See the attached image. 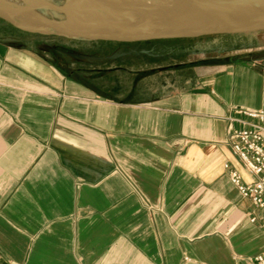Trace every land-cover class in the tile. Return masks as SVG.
I'll return each mask as SVG.
<instances>
[{
  "label": "crops",
  "instance_id": "1",
  "mask_svg": "<svg viewBox=\"0 0 264 264\" xmlns=\"http://www.w3.org/2000/svg\"><path fill=\"white\" fill-rule=\"evenodd\" d=\"M30 35L0 19V263L252 264L229 134L264 108V54L103 67Z\"/></svg>",
  "mask_w": 264,
  "mask_h": 264
},
{
  "label": "rangeland",
  "instance_id": "2",
  "mask_svg": "<svg viewBox=\"0 0 264 264\" xmlns=\"http://www.w3.org/2000/svg\"><path fill=\"white\" fill-rule=\"evenodd\" d=\"M0 1L4 5L9 4L17 7L29 5L27 10L33 9L46 18L62 21L76 30L101 36L123 38L105 42L102 40L107 39L82 37L63 30L22 27L25 32L31 34L30 36L68 42V49H70L72 39H81L84 44V60L88 64L93 62V65L98 64L103 67L118 63L123 64L128 61L125 57L130 56V60L135 63L152 61L154 66L161 64V62H166L170 64L169 66L181 62L203 65L227 63L264 54V28L228 31L202 30L166 36L137 34L126 36L122 33L125 25L129 23L127 16L132 14L134 17L131 8H111L109 12L95 0H41L40 4H34V8H31V0ZM126 1L136 5L134 13L139 17L149 16V14H140L146 9L142 4L137 3L138 0ZM155 1L158 2L159 0H154L151 4H155ZM0 19L5 24H12L1 15ZM107 55L110 56L107 57ZM74 56V50L68 52L70 60L72 58L74 60ZM158 69H161L160 65L156 68V70Z\"/></svg>",
  "mask_w": 264,
  "mask_h": 264
},
{
  "label": "bare ground",
  "instance_id": "3",
  "mask_svg": "<svg viewBox=\"0 0 264 264\" xmlns=\"http://www.w3.org/2000/svg\"><path fill=\"white\" fill-rule=\"evenodd\" d=\"M154 0H138V4H142L146 9L140 14H149V16L139 17L134 13L136 5L126 0H95L96 3L103 6L107 11L111 8H131L133 14H128L129 23L125 25L122 35H169L181 34L197 30L214 28L217 19L220 17L225 26L242 27L243 22L231 21V19L223 18L224 13L228 9L242 8L247 14H258L264 17V0L259 5H241L238 3H229L226 6L216 7L211 13V2L209 0H159L155 4ZM136 3V1H133ZM17 3V2H15ZM41 0H31V8L34 4H40ZM162 5V6H159ZM29 6V5H28ZM27 5L17 7L9 4L4 5L0 1V9L7 17L22 27H31L35 29H52L62 31L63 28L69 27L64 25H55L51 22H45L44 16L37 11L27 10ZM25 13H20V12ZM219 18V19H220ZM242 23V24H241ZM66 26V27H65ZM71 28V27H70ZM65 31V30H63Z\"/></svg>",
  "mask_w": 264,
  "mask_h": 264
},
{
  "label": "built area",
  "instance_id": "4",
  "mask_svg": "<svg viewBox=\"0 0 264 264\" xmlns=\"http://www.w3.org/2000/svg\"><path fill=\"white\" fill-rule=\"evenodd\" d=\"M237 112L245 115L248 120L236 119L243 126L230 131L229 141L233 153L254 178L245 182L235 169L229 170V178L239 194L249 198L259 210L260 227L264 233V108H240ZM227 166L224 164V167ZM255 219V215L250 217L251 221ZM252 264H264V250L252 257Z\"/></svg>",
  "mask_w": 264,
  "mask_h": 264
},
{
  "label": "water",
  "instance_id": "5",
  "mask_svg": "<svg viewBox=\"0 0 264 264\" xmlns=\"http://www.w3.org/2000/svg\"><path fill=\"white\" fill-rule=\"evenodd\" d=\"M211 2L210 5V11L211 13L213 12L212 10H214L216 7H222V6H226L229 3H238L241 5H254L257 6L259 5L261 2H263V0H209ZM0 15L4 18H6L8 21H10L13 25L17 26V27H21L19 24H17L16 22H14L13 20H11L9 17H7L3 11L0 9ZM220 18V17H219ZM217 19V23L215 24L214 28H208V29H204L205 31L208 30H214V31H223V30H257V29H261L264 28V17L258 15V14H247L244 13L242 11V8H235V9H228L227 7V11L224 13L223 18L226 19H231V21L233 20V22L237 21H241L243 22L242 27L238 28V27H233V26H225L223 24V19ZM43 20L45 22H51L54 23L55 25H60L62 27H64V25H66L65 23H63L62 21H57L55 19H50V18H46L44 17ZM242 24V23H241ZM66 27V26H65ZM63 30L71 33V34H75L78 36H82V37H87V38H104V39H123V38H117V37H113V36H101V35H97V34H90L84 31H80V30H76L70 27L67 28H63ZM202 31V30H197ZM197 31H192V32H197ZM189 33V32H187ZM169 35H179V34H169ZM153 36V35H152ZM166 36V35H165ZM1 264V263H0Z\"/></svg>",
  "mask_w": 264,
  "mask_h": 264
}]
</instances>
